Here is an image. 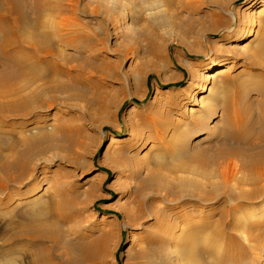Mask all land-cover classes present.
<instances>
[{"label": "rangeland", "instance_id": "rangeland-1", "mask_svg": "<svg viewBox=\"0 0 264 264\" xmlns=\"http://www.w3.org/2000/svg\"><path fill=\"white\" fill-rule=\"evenodd\" d=\"M260 1L163 0L162 6L167 11L151 18L145 16L146 0H20V8L15 12L10 3H0L2 19L13 27L10 38L18 44L10 48L15 55L9 66H2L4 59L0 56V75L16 69L22 61L21 50H24V56L25 52L31 55L36 46L51 53L56 68H62L61 64L65 63L72 70L60 73L69 85L66 91L43 96V101L55 103L53 109L43 114L57 117V121L52 122L55 129L50 143L55 146V158L46 172L54 171L62 181L67 180L62 184L65 191L67 188L80 190L76 194L75 215L84 225L102 222L120 225L126 219L125 210L130 198L124 191L122 175L117 169V156L112 150L103 154L111 137L117 136L120 141L130 139L125 130L127 111L134 105L142 109L154 88L171 95L178 93L180 101L170 118H176L181 124L185 115L189 116L199 109L198 106L202 107L198 100L208 96L206 87L211 86L214 89L208 97V101H213L211 118L204 113L202 121L209 129H214L213 136L205 135V139H201L204 132L195 133L197 128L192 125L179 129L185 137L182 142L184 150L179 153L180 161L194 167L197 162L193 159L200 154L208 160L204 165H197L203 168L202 171L208 168V172L205 176H196L168 170L170 165L163 166L159 158L152 159L142 172L146 215L166 221L163 224L173 235L181 236L182 241L181 233L188 228V222L181 218L183 209L193 218L210 209L213 219L222 218L220 230L224 232V242L220 261L212 254L210 246L201 243L206 237L201 233L184 242L185 252H191L198 264H264V259L262 263L255 259L253 252L257 251L251 249L259 245L258 254L264 258L261 251H264V201L260 198L255 202L243 199L251 195L252 189V185L243 180L249 175L243 167L244 160L232 155L225 157L234 161L239 171L236 178L225 183L218 171L219 164L228 159L215 157L229 151L228 146L244 145L233 139L237 129L227 125L226 114L232 117L245 106L253 105L256 110L257 103H264V91H247L248 94L242 91V87L247 86L245 79L248 75L253 83L264 81V37L260 35L261 29L250 25L257 12L262 14L260 19L264 22V6L259 5ZM250 2L255 4L247 9ZM241 33L247 34L246 40L230 42L233 36ZM255 35L260 40L249 43V38ZM72 37L92 38L93 43L89 45L92 47H71L68 40ZM26 38L31 39L30 42ZM255 45L261 50H253ZM210 62L214 65L223 62L225 79L216 75V80L205 81L216 70L202 72L200 68ZM191 74L194 81L188 90ZM226 79H231L229 92L224 89ZM1 83L4 86L0 87V92L15 89L22 84V79L13 76ZM200 86H204L203 91L194 96ZM143 93H146L144 98H135ZM105 97L116 100L103 105ZM12 100L0 99V103ZM115 104L120 107L117 109ZM226 104H230L231 110L223 114ZM222 128L230 129L226 142L221 140ZM80 141L85 144L84 151H77L75 147ZM122 150H126V146ZM241 150L251 153L246 148ZM72 157L74 163L69 164ZM64 173L68 174L67 178ZM94 180L96 188L92 192L94 196L90 197L87 189ZM181 182L182 186L179 185ZM52 191L49 184L42 185L37 192L39 200H44ZM128 229L118 231L112 237V251L105 264H138L142 261L141 247L136 240L133 242L137 232ZM249 236L253 246L248 245ZM129 245L133 254L127 258L122 252ZM245 250L247 256L241 254ZM168 253L172 256V264H183L172 249Z\"/></svg>", "mask_w": 264, "mask_h": 264}, {"label": "bare ground", "instance_id": "bare-ground-1", "mask_svg": "<svg viewBox=\"0 0 264 264\" xmlns=\"http://www.w3.org/2000/svg\"><path fill=\"white\" fill-rule=\"evenodd\" d=\"M0 3H10L14 12L20 8V0H1ZM254 4L250 2L247 9L252 8ZM259 5L264 6V0H261ZM260 16L262 14L257 12L250 25L258 27V30L261 29L260 35L264 37V22ZM12 30V25L7 24L0 15V56L4 59L2 65L4 67L9 66L14 59L15 54L10 48L14 45L18 46L17 41L10 38ZM246 35L245 33L235 35L230 42H242L246 40ZM258 37L255 35L249 38L248 42L260 40ZM26 40L30 42L31 39L26 38ZM92 43V38L89 37H72L68 40V45L76 48L82 45L92 47L89 46ZM28 46L34 47L32 44ZM253 48L255 51L261 50V47L256 45ZM20 53L22 61L17 64L16 69L8 71V74L0 75V87L4 86L2 81L13 76L22 79V84L15 89L9 88L0 92V99L13 98L10 102L0 103V264H105L107 255L112 251V237L118 231L121 232L127 228L137 232L133 236V242L136 240L141 247L139 255L142 261L138 264H172V256L168 253L170 249L174 251L176 257L179 255L183 264H198L191 252H185L186 244H184L190 236L195 238L197 233L206 236L201 243L210 246L212 254L216 256L217 261H220V249L224 242V232L220 230L222 218L213 219L210 209L201 211L199 216L193 218L183 209L181 218L188 222V228L181 233L182 241L181 236L177 235L176 241V236L170 232L171 229L163 224L166 221L158 219L157 216L146 215L148 212L142 195L144 188L142 172L155 158H159L163 166L170 165L168 170L188 172L196 176L206 175L208 168L202 171L203 168L197 165V163L206 164L205 160L208 159L202 155L199 154L193 159L197 162L194 167L180 161L179 153L181 149L184 150L182 142L185 137L179 129L192 125L197 128L195 133L204 132L202 134L204 138L201 137V139L213 136L214 129H209L208 124L202 119L205 114L211 118L213 101H208V97L214 89L211 86L206 87L208 96L198 100L202 107L198 106L199 109L195 110V113L185 115L186 118L184 117L181 124L177 123L176 118H170V113L177 109V103L180 101L181 95L178 93L171 95L154 88V92L142 109L134 105L127 111L125 130L130 139L120 141L117 136L111 137L103 154L112 150L117 156V169L122 175L124 191L130 198L125 210L126 219L120 225L114 222H102L93 226L84 225L75 215L77 204L75 200L80 190L67 188L65 191L62 184L68 181H62L54 171L46 172V168L54 163L55 146L50 143L55 129L52 122L57 121V117L55 118L54 114H43L55 107L54 101L45 102L43 96L45 93L66 91L69 85L60 73L72 70L65 63L61 64L62 68H56V63L52 62L51 53L42 47H34L31 55L25 52L24 56V50ZM223 65V62L215 65L211 62L202 64L200 68L202 72L216 70L205 81L216 80V75L225 79L226 67L222 68ZM2 71L6 72L4 68ZM193 81L191 74L187 85L188 90ZM245 82L247 86L242 87L245 94H248L247 91H264V81L253 83L248 75ZM203 87L200 86L194 96L201 93ZM231 87V79H226L225 91H231ZM145 96L146 93H143L135 98L142 99ZM115 100L114 97H105L103 105ZM115 106L117 109L120 107L118 104ZM231 107L233 108L234 105ZM229 110H231L230 104H226L222 110L223 114L228 113ZM234 114L236 112L232 114V117L226 114L225 121L229 127L235 126L237 129L233 139L244 145L231 148L228 146L226 148L229 151L215 155L216 159H228L219 164L218 176L225 183L236 178L239 173L237 164L225 157L231 155L239 157L246 163L243 167L249 174L243 177V180H247L252 185L251 195H246L243 199L255 202L260 198L264 201V103H257L256 110L253 105H248L243 111H238L235 116ZM229 130L221 129L222 142L228 141ZM122 144L126 146V150H122ZM75 147L77 151L85 150L83 141L76 143ZM242 148H246L251 153L244 152ZM49 152L52 153L47 155ZM79 157L81 158L82 154ZM164 158H168V162ZM68 163H74L73 157L68 160ZM64 175L67 178L68 174L64 173ZM46 184H49L53 191L44 200H39L37 192L42 185ZM179 185L182 186V182ZM95 188L94 180L87 189V195L94 196L92 192ZM44 194L45 192L42 195ZM66 194H69L68 197L63 196ZM221 212L223 213L224 210L222 209ZM247 241L249 246H253L250 244L252 242L250 236ZM131 245L123 250V256L128 258L133 254ZM260 248L258 245L251 249L257 251L253 252L255 259L262 263L263 255L258 254ZM261 251L264 253L263 250ZM229 253L235 254L234 251ZM246 253L245 250L241 254L247 256Z\"/></svg>", "mask_w": 264, "mask_h": 264}, {"label": "clouds", "instance_id": "clouds-1", "mask_svg": "<svg viewBox=\"0 0 264 264\" xmlns=\"http://www.w3.org/2000/svg\"><path fill=\"white\" fill-rule=\"evenodd\" d=\"M162 4H163V0H146L145 16L151 18L153 16L165 13L167 9L163 7Z\"/></svg>", "mask_w": 264, "mask_h": 264}]
</instances>
